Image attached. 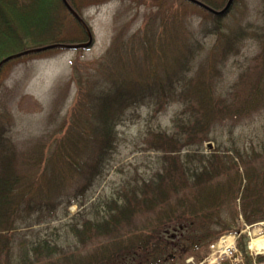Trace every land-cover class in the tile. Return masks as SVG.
<instances>
[{
    "label": "trees",
    "instance_id": "obj_1",
    "mask_svg": "<svg viewBox=\"0 0 264 264\" xmlns=\"http://www.w3.org/2000/svg\"><path fill=\"white\" fill-rule=\"evenodd\" d=\"M173 1L157 4L128 38L123 39L121 31L114 35L100 64L104 71L97 72L88 88L72 70L73 101L57 137L43 148L17 155L0 123V264H165L177 246L174 235H181L195 251L224 232L237 231L239 191L245 222L264 220V137L250 152L233 144L221 150L217 144L208 154L200 151L217 123L245 115L253 107L264 108V23L231 26L226 17L237 0L224 14L188 0ZM200 1L217 6L212 0ZM63 5L62 0H0V60L46 44L85 42L86 31ZM59 7L79 23V37L64 32ZM193 8L206 19L203 36L185 30L183 19ZM208 34L215 36L209 62L226 56L246 36L260 45L262 60L238 77L244 84L241 95L238 88L232 89L237 81L223 93L207 78L211 70L190 73ZM41 52L1 64L0 73L12 60ZM177 101L181 109L171 121L172 133L153 132L149 142L157 153V169L150 175H129L112 196L93 201L92 218L81 224L69 221L66 229L72 241L60 242L40 229L14 233L53 219L58 208L67 214V207L104 177L125 109ZM238 160L256 163L250 165L255 172L243 176ZM226 203L228 213L223 211ZM246 239L244 234L237 238L242 253L238 264H263L264 252L251 256Z\"/></svg>",
    "mask_w": 264,
    "mask_h": 264
},
{
    "label": "rangeland",
    "instance_id": "obj_2",
    "mask_svg": "<svg viewBox=\"0 0 264 264\" xmlns=\"http://www.w3.org/2000/svg\"><path fill=\"white\" fill-rule=\"evenodd\" d=\"M70 1L74 10L90 27L92 43L81 49L62 47L17 58L6 64L0 73V123L6 129L4 136L9 148L17 155L26 156V150L30 149L34 152L36 148H43L57 137L56 133L60 131L64 115L75 94V84L69 81L72 70L88 88L96 78L97 72L104 71L103 65L100 64L106 60L105 53L116 33L121 31L123 39L128 38L133 32L139 31L145 15L157 9V4L174 3L173 0H162L163 2L161 0ZM212 1L217 5L216 8H219L228 0ZM263 9V0H237L231 9L232 13L226 19L233 27L236 23L262 26ZM58 16L67 36H80V27L83 25L80 24L79 27V23L77 24L71 16L67 15L62 7L58 8ZM204 18L199 10L194 8L188 10L183 19L185 30L198 37L203 36L202 27L206 22ZM214 40V34H208L202 38V50L196 56L190 73L197 75L201 68H205L207 73L211 70V73L206 75L207 78L210 81L213 80L214 86L216 85V88L223 93L229 91V88L237 81L232 89L238 88L241 95L244 84L238 77L262 60L260 45L253 37L246 36L236 43L235 49L233 48L226 56L219 58V55L209 62V52ZM72 62L74 68H72ZM180 109L181 104L178 101L160 106L146 103L125 109L122 122L116 127L117 147L112 153L104 177L97 179L82 198L70 204L67 207V214H63L58 208V215L53 219L29 228L16 229L14 233L18 231L35 233V230L40 229L42 233L60 242L72 241L66 229L69 221L76 220L81 224L86 219L92 218L93 201L112 196L129 175L135 173L150 175L157 169V153L151 150L149 142L153 132L172 133L174 125L171 121ZM211 136L210 140L202 144L200 151L203 153H210L217 144L219 150L232 144L248 152L252 148L258 149L259 142L264 137V108L253 107L245 115L217 123ZM238 162L243 176L246 172L250 174L255 172L250 171L252 169L250 165L256 166V163L239 160ZM244 184L245 180L242 178V186ZM241 194L239 191L235 199L237 211L235 220L239 223L241 218L243 219L240 210L243 204ZM225 207L223 211L228 213L227 203ZM262 222L263 220L252 225L246 224L244 230L247 234H242L247 239L253 232H255L253 238L264 235ZM181 237V235H174L177 246L174 250H170L173 256L168 258L165 264H190V258L197 261L202 253L205 255L208 250L210 251L208 246L212 241L208 246L203 245L194 251L187 245L188 241L184 242ZM230 262L233 260H229L228 264Z\"/></svg>",
    "mask_w": 264,
    "mask_h": 264
},
{
    "label": "water",
    "instance_id": "obj_3",
    "mask_svg": "<svg viewBox=\"0 0 264 264\" xmlns=\"http://www.w3.org/2000/svg\"><path fill=\"white\" fill-rule=\"evenodd\" d=\"M200 7H203V9H206L208 10L209 12L211 13H214V14H224V12L227 11V7H229L230 3L232 0H228L226 2V4L223 6L222 9L220 10H216L212 7H210L209 5L203 3L202 1L200 0H188ZM63 2V6H65L67 8V10L71 13V15L81 24L84 26L86 32H87V41L86 42H83V43H77V44H62V43H53L52 44H46L42 47H38V48H32V49H28V50H25V51H22L20 53H16V54H11V55H8V56H5L3 57L1 60H0V65L11 60V59H14L16 57H19L21 55H24V54H29V53H35V52H39V51H44V50H48V49H52V48H55V47H66V48H78V47H87L89 46V44H91L92 42V36L90 35V32L88 31L87 29V26L84 25V21L82 20V18L79 16V14L70 6V4L68 3L67 0H62Z\"/></svg>",
    "mask_w": 264,
    "mask_h": 264
},
{
    "label": "built area",
    "instance_id": "obj_4",
    "mask_svg": "<svg viewBox=\"0 0 264 264\" xmlns=\"http://www.w3.org/2000/svg\"><path fill=\"white\" fill-rule=\"evenodd\" d=\"M248 234L250 232L248 231ZM253 234V233H252ZM251 235V234H250ZM234 236L232 235L230 238L228 236H222L219 240L210 245V253L201 261L195 262L193 264H218L220 260L226 257H232L235 253L236 247L234 244ZM253 251H257L254 248H251ZM234 261L239 260V257L236 256L233 258Z\"/></svg>",
    "mask_w": 264,
    "mask_h": 264
},
{
    "label": "bare ground",
    "instance_id": "obj_5",
    "mask_svg": "<svg viewBox=\"0 0 264 264\" xmlns=\"http://www.w3.org/2000/svg\"><path fill=\"white\" fill-rule=\"evenodd\" d=\"M249 246L257 251H260L264 247V235L258 236L249 242Z\"/></svg>",
    "mask_w": 264,
    "mask_h": 264
}]
</instances>
